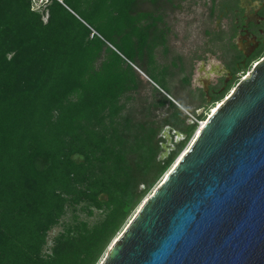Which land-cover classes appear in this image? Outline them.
<instances>
[{"label": "trees", "instance_id": "obj_1", "mask_svg": "<svg viewBox=\"0 0 264 264\" xmlns=\"http://www.w3.org/2000/svg\"><path fill=\"white\" fill-rule=\"evenodd\" d=\"M172 1L48 0L44 20L33 0H0V264H98L194 136L173 102L164 122L152 112L163 100L125 111L143 82L133 64L154 80L166 41L154 10ZM165 123L187 137L162 156ZM78 206L101 217L79 220Z\"/></svg>", "mask_w": 264, "mask_h": 264}, {"label": "water", "instance_id": "obj_2", "mask_svg": "<svg viewBox=\"0 0 264 264\" xmlns=\"http://www.w3.org/2000/svg\"><path fill=\"white\" fill-rule=\"evenodd\" d=\"M100 264H264V57Z\"/></svg>", "mask_w": 264, "mask_h": 264}, {"label": "flooded vegetation", "instance_id": "obj_3", "mask_svg": "<svg viewBox=\"0 0 264 264\" xmlns=\"http://www.w3.org/2000/svg\"><path fill=\"white\" fill-rule=\"evenodd\" d=\"M212 1L209 9L205 11L204 22L207 19L214 25H200L199 35L196 39L192 38L186 47L184 45V52H177L175 46L172 47L169 43V34L173 32V26L167 21L169 11L164 12L157 8L154 10L156 15L162 14V19L157 22L160 29L164 30L166 41L154 50L156 68L152 71L164 84L172 87L176 94L163 89L133 64L141 75L164 93L157 98V102L163 100L164 106L168 105L171 109L164 118L170 119L173 112L172 102L180 108L178 119L171 117L172 121L184 119L183 123L192 125L201 115L207 121L212 110L234 91L237 82L250 71L246 68L254 65L256 57L264 49V0ZM170 4L173 9L181 7L177 3ZM157 102L152 100L150 104ZM158 107L163 106H153L152 111ZM164 118L161 122H164ZM167 129L169 136L166 135ZM161 135L164 137L162 156H167L185 140L187 132L182 127L165 123ZM193 138L194 136L191 141Z\"/></svg>", "mask_w": 264, "mask_h": 264}, {"label": "rangeland", "instance_id": "obj_4", "mask_svg": "<svg viewBox=\"0 0 264 264\" xmlns=\"http://www.w3.org/2000/svg\"><path fill=\"white\" fill-rule=\"evenodd\" d=\"M46 1H48V0H33V9H36V10H39V11L43 12L46 9V6H47V2ZM172 2L174 4H176V3L179 4L181 7L179 9H173L172 8V4H166L165 6H163V11L164 12H166V11L168 12L169 11L168 14L166 13L168 15V18H167L168 24L173 26V32L169 34V37H170L169 38V43L172 44V47L175 46V50L177 52H184V45L186 47V44H188L189 41L192 40V38L196 39V37L199 35L198 32L200 31V29H199L200 25L201 26L202 25L204 26L205 24L208 25V26H210V25L213 26L214 25V24L213 25L210 24L207 19L204 22V17H205L204 15L206 13L205 11H207L209 9V7H210V5H211V3L213 1L212 0H173ZM140 8L143 9V10L151 9V8L153 9L154 6L150 2H143V3L140 4ZM172 10H174L175 12H173ZM44 13H45L44 14V20H47L48 14L45 11H44ZM162 25L163 24H161V26ZM158 49L160 50V48H158ZM159 50H157V51L159 52ZM162 61H164V58H162ZM135 67L137 68L136 65H135ZM253 67L254 66H252L250 68V71H252ZM250 71H249L248 75H250ZM147 72L152 78H154L155 81L159 82L162 86H164L165 89L170 91L172 94H176V92L173 90V88L170 87V86H167L166 84H164V82L156 74H154L153 71L149 70ZM142 77H143V82L141 84V87L139 88L138 92L135 93V97H137V99H135L134 102H130V104L128 105V108L125 110L127 112V111H129V109H132L131 112H135L136 116L139 117V118H141L142 116L145 117L144 114H146V112L149 111V106H150L151 101L154 100L155 102H157V98L160 97V95L157 94V92H155L154 87H156V85L153 84L152 82H150L143 75H142ZM237 84H239V82H237ZM184 96L186 97L187 94H184ZM225 98H227V97H225ZM220 104H218L215 108L217 109V107ZM168 107L169 106L166 105V106H163V107L154 108V110L152 112L155 115V117L159 121H161L167 114H169L171 112V109H169ZM213 110H212V112H213ZM166 135L169 136V130L168 129H167ZM194 137H195V135H194ZM193 140H194V138H193ZM193 140L192 141L191 140L188 141V143L183 147V149L181 150V153L178 155V157L175 160L174 164L181 158L183 153L193 143ZM160 182L157 183V185L153 188V190L149 194L146 195L145 198H147L158 187ZM145 198L142 200V203L144 202ZM142 203L139 204V206L136 208V210L133 213V215L131 216V218L136 214V212L138 211V209L140 208ZM77 209L78 210H76V214L75 215H77L79 217V220L89 221L90 225L95 223L101 217V212L100 211H96V215H94V216H88L85 211H82L79 208V206H78ZM73 220H74V212H73V209L69 207L68 210H67V213L65 215H63V217L61 219V224L55 226L49 232L48 243L46 245L47 246L46 250H50L51 249V247H52V245L54 243L53 242L54 237L56 235H58L60 232L63 231V229H64L63 225H65V223H72ZM130 220L131 219H129L128 223L130 222ZM126 225H125V227H126ZM120 233H118V235ZM115 239H113V241ZM111 243H110V245H111ZM110 245L108 246L107 251H108ZM107 251L104 254V256L107 254ZM104 256L101 257V259L98 262V264L101 263V261L104 258Z\"/></svg>", "mask_w": 264, "mask_h": 264}, {"label": "bare ground", "instance_id": "obj_5", "mask_svg": "<svg viewBox=\"0 0 264 264\" xmlns=\"http://www.w3.org/2000/svg\"><path fill=\"white\" fill-rule=\"evenodd\" d=\"M256 65H257V64H256ZM248 76H249V75H248ZM248 76H247V77H248ZM247 77H246V78H247ZM220 105H221V104H220ZM220 105H219L218 107H220ZM218 107H217V109H218ZM217 109L215 108V109L213 110L212 114L215 113V112L217 111ZM212 114H211V115H212ZM205 123H206V122H204V123H203V124H202V125L196 130L194 140H195V138L197 137V135L200 133L201 129L204 127ZM194 140H193V141H194ZM187 150H188V149H187ZM187 150H186V151H187ZM186 151H185V152H186ZM185 152H184V153H185ZM184 153H183V155H184ZM183 155H182V156H183ZM182 156H181V158H182ZM181 158H180V159H181ZM180 159H179V160H178V161H177V162L171 167V169H172V168H173V167H174V166L180 161ZM169 172H170V170L168 171V173H169ZM166 176H167V174L165 175V177H166Z\"/></svg>", "mask_w": 264, "mask_h": 264}, {"label": "built area", "instance_id": "obj_6", "mask_svg": "<svg viewBox=\"0 0 264 264\" xmlns=\"http://www.w3.org/2000/svg\"><path fill=\"white\" fill-rule=\"evenodd\" d=\"M60 1H62V0H60ZM257 63H258V61H256V62L254 63L253 66H255ZM248 74H249V71H247L246 74H244V75L242 76V79H244ZM197 122H198V127H199V126H201L204 122H206V120H198V119H197Z\"/></svg>", "mask_w": 264, "mask_h": 264}, {"label": "clouds", "instance_id": "obj_7", "mask_svg": "<svg viewBox=\"0 0 264 264\" xmlns=\"http://www.w3.org/2000/svg\"><path fill=\"white\" fill-rule=\"evenodd\" d=\"M47 2V1H46Z\"/></svg>", "mask_w": 264, "mask_h": 264}]
</instances>
